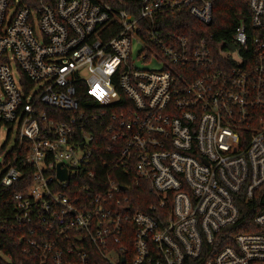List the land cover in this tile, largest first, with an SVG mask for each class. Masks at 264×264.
Wrapping results in <instances>:
<instances>
[{"label":"built area","instance_id":"built-area-1","mask_svg":"<svg viewBox=\"0 0 264 264\" xmlns=\"http://www.w3.org/2000/svg\"><path fill=\"white\" fill-rule=\"evenodd\" d=\"M247 7L212 44L166 30L181 11L209 26L206 0H0V188L32 170L0 218L19 258L0 264H198L264 186V0ZM253 224L204 264H264V211Z\"/></svg>","mask_w":264,"mask_h":264},{"label":"trees","instance_id":"trees-1","mask_svg":"<svg viewBox=\"0 0 264 264\" xmlns=\"http://www.w3.org/2000/svg\"><path fill=\"white\" fill-rule=\"evenodd\" d=\"M12 2L14 0H8ZM28 2V0H22ZM212 5V22L209 26H201L199 23L191 19L185 11L176 12L174 16L168 19L166 30L180 33L190 39L211 38L212 44L227 43L231 38L235 28L241 21L249 22L250 13L247 7V0H206ZM213 58L219 60V52L212 51ZM76 99L79 110L85 114L87 132L92 133L97 140V144L101 145L104 141L103 135L104 124L107 120L101 121L99 118L92 120L91 114L102 111L97 103L92 101L85 93L82 86L76 88ZM106 116L109 115L108 109H103ZM107 142V139H105ZM104 146H107L104 144ZM21 186L14 185L10 189L0 188V218L11 215L13 201L12 195L19 192L21 187L28 186L32 170L26 165L21 166ZM147 196L145 197V199ZM149 202V201H148ZM147 202V203H148ZM239 216L236 223L224 230L217 236L215 243L212 246H206L203 256L198 261V264H204L211 255L217 253L228 245H233V238L240 233H262L253 224L255 215L264 211V186L257 191L253 200H245L240 197L237 201ZM134 210L144 211V205H136L132 207ZM18 228L14 230L1 231L0 228V249L12 255L14 261L19 258L21 246L18 244L17 238Z\"/></svg>","mask_w":264,"mask_h":264},{"label":"rangeland","instance_id":"rangeland-1","mask_svg":"<svg viewBox=\"0 0 264 264\" xmlns=\"http://www.w3.org/2000/svg\"><path fill=\"white\" fill-rule=\"evenodd\" d=\"M221 48V46L219 47ZM224 54V53H223ZM140 67H146L147 69H157L158 65L156 64H136ZM6 142V133L4 130L0 131V147H2ZM13 143V137H11L6 145V149H9L12 146Z\"/></svg>","mask_w":264,"mask_h":264},{"label":"water","instance_id":"water-1","mask_svg":"<svg viewBox=\"0 0 264 264\" xmlns=\"http://www.w3.org/2000/svg\"><path fill=\"white\" fill-rule=\"evenodd\" d=\"M59 178H60V179H64V178H65V175H64L63 172H60V171H59Z\"/></svg>","mask_w":264,"mask_h":264}]
</instances>
